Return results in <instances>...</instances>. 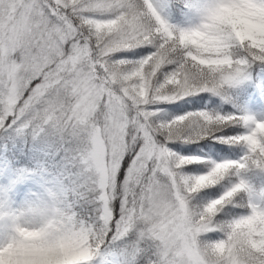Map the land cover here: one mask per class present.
<instances>
[{"label": "snow or ice", "instance_id": "1", "mask_svg": "<svg viewBox=\"0 0 264 264\" xmlns=\"http://www.w3.org/2000/svg\"><path fill=\"white\" fill-rule=\"evenodd\" d=\"M169 31L170 26L150 0H0V120L30 113L45 122L63 123L69 117L75 120L86 118L89 112L99 113L103 127L94 133L98 141L114 126L119 159L112 170H102L99 199L102 219L111 225L118 210L109 204V178L126 171L119 165L127 157L131 172L129 195L124 197L119 220L121 234L144 212V200L165 187L173 191L181 180L191 184L203 176L206 179L198 184L197 193L235 174L234 186L202 207L206 215L215 216L245 189L240 172L249 166H264V121L237 114L201 113L196 118L202 125L199 131H206L207 125L227 128L231 135L225 133L218 139L244 145L246 153L239 161L216 163L202 175L189 177L181 173L185 165L200 158L180 157L167 146L174 140L152 130L154 106L200 92H217L230 84L248 61L239 62L240 71L235 76L221 74L218 84L215 79L203 86L189 84L180 62H169L172 54L165 53ZM145 47L151 51L139 61L118 55ZM254 62L264 64V58ZM165 65L172 70L159 81L160 69ZM151 67L157 69L151 80L158 81L160 91L152 87L148 76ZM181 85L183 93L165 94L167 88ZM176 121L186 122L188 118ZM260 217H264V207L253 203L246 215L226 226L236 264H264V245L253 239ZM241 225L248 230L239 231Z\"/></svg>", "mask_w": 264, "mask_h": 264}, {"label": "clouds", "instance_id": "2", "mask_svg": "<svg viewBox=\"0 0 264 264\" xmlns=\"http://www.w3.org/2000/svg\"><path fill=\"white\" fill-rule=\"evenodd\" d=\"M195 11L194 24H168L165 49V53L172 54L169 62H180L187 83L203 86L215 79L218 84L221 74L235 76L240 71V61L247 59L250 64L264 58V0H199ZM156 72L151 67L148 76L153 89L160 91L158 81L151 80ZM184 91L181 85L167 88L165 94ZM55 123L84 134L89 142L86 159L100 179L102 170L114 168L119 159L118 142H114L117 132L110 126L111 132L102 140L95 138L94 133L103 127L99 113L89 112L86 118L69 117ZM193 125L191 120H175L171 125L152 121L150 126L160 136L175 141L191 139L197 132ZM205 179L201 176L191 184L181 180L173 191L165 187L144 200V212L134 221L140 222L155 241L157 258L152 264H236L234 244L226 227L223 238L216 242L201 239L216 223L215 216L206 215V210L192 204L193 193ZM3 216L7 231L0 238V264H90L100 247V228L108 225L102 212L97 225L78 218L68 208L40 199ZM238 230L248 229L241 225ZM254 231L253 239L264 245V217L258 218Z\"/></svg>", "mask_w": 264, "mask_h": 264}, {"label": "rangeland", "instance_id": "3", "mask_svg": "<svg viewBox=\"0 0 264 264\" xmlns=\"http://www.w3.org/2000/svg\"><path fill=\"white\" fill-rule=\"evenodd\" d=\"M150 2L157 14L170 25L186 26L196 22L197 14L195 7L199 4V0H191V3H189V0H185L183 7L181 9L178 8L177 14L179 17H174L176 21H174L173 17L171 18L168 12L167 0H150ZM118 55L127 60L138 59V61L143 56H147L145 52L134 56L130 55V52ZM249 65L247 64L230 84L225 85L217 92L207 94L220 97V94L229 93L232 89L253 82L255 83L254 89L244 102L242 116H249L255 121H264L263 72L262 70H257L253 74L247 73ZM166 72L167 70L164 71V74L159 75V81H162L161 79L166 76ZM32 86H35V82ZM207 94L204 95L206 97L200 100H197L196 96L193 97L192 94L183 99H177L174 102L159 103L154 106L155 115L153 121L156 123H168L180 117H186L194 125H198L199 121L196 120V114L197 116L201 113L210 116L233 115L223 109L210 107L212 101H210V97ZM224 143L227 142L224 141ZM88 146L89 142L85 140L84 134L78 132L77 129L71 127L61 128L55 121L49 120L45 122L44 120L35 118L30 113L16 117L9 116L6 120H0V238L7 231V223L3 214L10 213L38 199L56 203L76 213V198L74 193L71 194L66 183V176L73 172L69 169L68 174H64L62 171L56 170L46 158L50 154L51 147L56 150V157L62 166L66 165L69 168L72 164L78 163L82 172L86 174L88 179L98 189L96 201L99 203L98 218L100 217L102 211V202L99 199L101 194L100 176L99 173L89 167L86 159ZM167 146L180 157L200 158L195 162L185 165L180 170L183 175L189 177L202 175L209 171L213 165L222 161H239L246 153V146L241 145L239 155L231 158L209 155L207 151L204 153L202 148L196 147L191 142L186 143L183 139L170 142ZM23 147V150H25L24 156L28 161L31 160L30 168L26 170L17 167V163L20 161L23 152L21 148ZM37 157L39 160H36ZM124 159H126V163L119 165V167L124 168L126 171L114 173L109 178V187L111 189L109 192V204L112 206L113 201L119 203V220L123 215L124 197L129 195L127 186L131 172L127 157ZM261 168L263 169L261 173L264 176V166H261ZM251 177H253L252 173L247 178L241 172L239 174V179H242L245 184L243 191L248 195V205L254 203L258 207H264V177L258 178L257 181L259 183L257 185L254 184L255 182L249 180ZM236 182V175L231 174L226 176L219 186L215 184L212 187H206L194 193L192 197L193 206L197 208L203 207L208 202L223 195ZM227 205L229 208L225 210L224 207ZM235 208L234 202L231 201L226 203L215 216L219 220L229 224L232 220L247 214V212L240 213L238 209V215L234 216ZM81 219L89 223H95L93 220L87 218ZM119 220L116 222L114 230L112 229V224L101 226L100 247L90 264H123L125 254L121 247H124L126 241L124 245H121L120 240L128 236L130 231L129 247L133 246L136 251L141 248L156 250L155 241L145 233L143 225L140 222L133 221L127 228V231L121 234ZM111 230L113 232L109 233ZM223 235L224 232H220L215 223V228L204 234L201 239L205 243H212L222 239ZM139 237L141 240H136Z\"/></svg>", "mask_w": 264, "mask_h": 264}, {"label": "trees", "instance_id": "4", "mask_svg": "<svg viewBox=\"0 0 264 264\" xmlns=\"http://www.w3.org/2000/svg\"><path fill=\"white\" fill-rule=\"evenodd\" d=\"M141 3H142V0H141ZM181 3H182V0H169V6L171 9V14L173 16H174V13H177L178 6H181ZM145 48H147V47H145ZM148 49H150V48H148ZM165 70H167V72L169 73L172 70V67L170 65H165L161 69L159 75L164 74ZM167 72L165 74H167ZM159 75H158V78H159ZM164 78L165 77H163L162 80ZM242 90L243 89H239V90L232 91L231 94L229 92L225 95H222L224 98V102L227 103L228 105L230 104V106L238 107V109L240 110V106H241L242 99L244 96V91L242 92ZM205 93H210V92H205ZM203 97H204V94L202 92L196 94L197 100L198 99L200 100ZM211 101H212V103L214 102V104L216 103V100H211ZM197 117L198 116L196 114V118ZM199 125H200L199 123H198V125H196L197 126L196 134L191 139H186L187 142L195 143L197 147H200L204 150V153L207 151L209 154H214V155H218V156H226V157H230V156H234V155L239 154V150H240L241 145H230L228 143H224L223 140L218 139V137L221 136V134L227 133V134L231 135V133H228L227 128H224L221 126L207 125V126H205L206 131L201 132V131H199ZM242 171L247 177L250 176V174L252 173L253 177H251L250 179L253 180L255 182L254 184H256V185L259 183L257 181L258 178L260 179V178L264 177L263 173H261V171H263L261 166H259V167L255 166V165L249 166V167H246L245 169H243ZM76 172H77V170H76ZM81 180H84V178H82ZM78 181L79 180L76 178L74 184H76ZM223 181H224V179L221 180L220 182H218L216 184V186H219L221 184V182H223ZM73 182H74V180H73ZM91 187H92V189L85 188V187L80 188L81 189L80 193H79V194H81L80 207H81L82 212L84 214H92L93 212L96 213V211H97L98 204L94 201V198L97 194V190L95 189L94 186H91ZM232 201L234 202V204L237 208V211H235L233 214H237L238 209H239L240 213L248 211V195L246 193H244V191L238 193L236 198ZM116 207H117V202L114 203V209H116ZM228 208H229L228 205L224 207L225 210H227ZM215 218H216V226L218 227V229L220 231H224L225 227L228 224L224 221L219 220L218 217H216V216H215ZM129 250H131V249H129ZM131 251H134V250H131ZM145 253H146L145 251L140 252L138 264H150L149 260L146 261V259H145V255H144Z\"/></svg>", "mask_w": 264, "mask_h": 264}]
</instances>
